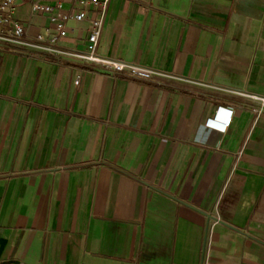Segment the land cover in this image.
I'll return each mask as SVG.
<instances>
[{
    "label": "crops",
    "instance_id": "obj_1",
    "mask_svg": "<svg viewBox=\"0 0 264 264\" xmlns=\"http://www.w3.org/2000/svg\"><path fill=\"white\" fill-rule=\"evenodd\" d=\"M64 10L83 52L102 12ZM98 50L161 75L0 43V264H264V0H112Z\"/></svg>",
    "mask_w": 264,
    "mask_h": 264
},
{
    "label": "built area",
    "instance_id": "obj_2",
    "mask_svg": "<svg viewBox=\"0 0 264 264\" xmlns=\"http://www.w3.org/2000/svg\"><path fill=\"white\" fill-rule=\"evenodd\" d=\"M31 5L33 15L48 16L54 25L57 34L37 35L31 37L24 26L16 17L20 0H0V43H9L24 47L28 50L55 54L56 56L75 59L83 65L93 66L113 75L128 74L137 78L152 79L161 73L139 65L135 62L114 59L99 53V43L103 32L104 19L108 6L112 0H27ZM74 1L77 3L79 11L75 15V20L81 22L86 19L91 7H98L102 12L99 20H92L89 27V44L85 51H67L60 48L61 40L67 36V23L71 18L64 12L65 2ZM76 84H82L81 77L77 78ZM252 101V110L257 117L264 113V97L257 95H247ZM222 108V107H221ZM220 108V109H221ZM246 107L240 105L237 109ZM231 112H226L224 125L230 126L232 118L236 112L234 108H228Z\"/></svg>",
    "mask_w": 264,
    "mask_h": 264
},
{
    "label": "clouds",
    "instance_id": "obj_3",
    "mask_svg": "<svg viewBox=\"0 0 264 264\" xmlns=\"http://www.w3.org/2000/svg\"><path fill=\"white\" fill-rule=\"evenodd\" d=\"M224 110L227 112H231L230 109ZM227 128V124L224 126H216L214 123L209 124L207 121H205L196 129L195 135L191 138L192 142L195 144H207L213 132L223 135L227 132ZM216 147L219 148V144H217Z\"/></svg>",
    "mask_w": 264,
    "mask_h": 264
}]
</instances>
